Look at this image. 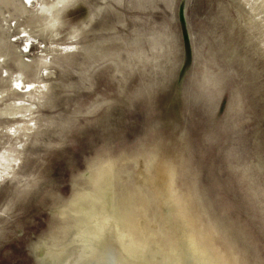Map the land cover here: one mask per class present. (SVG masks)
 <instances>
[{
	"label": "water",
	"instance_id": "obj_1",
	"mask_svg": "<svg viewBox=\"0 0 264 264\" xmlns=\"http://www.w3.org/2000/svg\"><path fill=\"white\" fill-rule=\"evenodd\" d=\"M189 51L136 40L0 218V264H264V170L237 98L188 108ZM51 253V255H50Z\"/></svg>",
	"mask_w": 264,
	"mask_h": 264
},
{
	"label": "rangeland",
	"instance_id": "obj_2",
	"mask_svg": "<svg viewBox=\"0 0 264 264\" xmlns=\"http://www.w3.org/2000/svg\"><path fill=\"white\" fill-rule=\"evenodd\" d=\"M47 2L0 0V218L78 99L136 40L223 70L264 170V56L249 32L264 11L257 0H77L55 36L36 7Z\"/></svg>",
	"mask_w": 264,
	"mask_h": 264
},
{
	"label": "clouds",
	"instance_id": "obj_3",
	"mask_svg": "<svg viewBox=\"0 0 264 264\" xmlns=\"http://www.w3.org/2000/svg\"><path fill=\"white\" fill-rule=\"evenodd\" d=\"M77 0H49L47 3H37L38 14L43 20L42 29L45 33L57 35V30L64 26V17L72 9ZM264 8V0H257ZM264 11L250 21L249 32L251 42L258 44L257 52L264 56ZM259 21V23H257ZM229 81L223 70L214 65L209 59L202 57L197 65L191 70V75L184 81L181 97L184 104L190 109L202 110L215 121L216 104L221 92L229 87ZM237 97L236 114L243 112V101L239 89L233 88ZM51 255V253H50Z\"/></svg>",
	"mask_w": 264,
	"mask_h": 264
},
{
	"label": "bare ground",
	"instance_id": "obj_4",
	"mask_svg": "<svg viewBox=\"0 0 264 264\" xmlns=\"http://www.w3.org/2000/svg\"><path fill=\"white\" fill-rule=\"evenodd\" d=\"M2 159V158H1ZM4 161V163H6V161L5 160H3ZM6 165V164H5ZM8 167V166H7Z\"/></svg>",
	"mask_w": 264,
	"mask_h": 264
},
{
	"label": "snow or ice",
	"instance_id": "obj_5",
	"mask_svg": "<svg viewBox=\"0 0 264 264\" xmlns=\"http://www.w3.org/2000/svg\"><path fill=\"white\" fill-rule=\"evenodd\" d=\"M16 86H17V87H19L20 85H19V84H17Z\"/></svg>",
	"mask_w": 264,
	"mask_h": 264
}]
</instances>
